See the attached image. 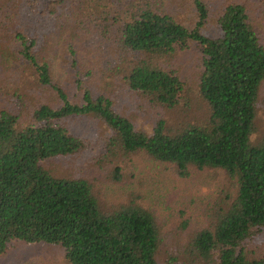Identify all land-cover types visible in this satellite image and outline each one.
I'll list each match as a JSON object with an SVG mask.
<instances>
[{
	"label": "trees",
	"instance_id": "trees-1",
	"mask_svg": "<svg viewBox=\"0 0 264 264\" xmlns=\"http://www.w3.org/2000/svg\"><path fill=\"white\" fill-rule=\"evenodd\" d=\"M215 1L0 0V81L20 86L30 77L37 103L24 127L19 112L0 106V255L21 241L59 245L68 264H160L165 238L149 209L103 202L87 180L48 167L87 150L65 124L86 117L110 134L100 161L113 165L115 181L119 162L138 154L180 180L224 173L226 186L184 250L191 264H264L249 248L264 234V132L256 127L264 45L247 4ZM189 11L191 26L182 18ZM214 16L218 35L207 36ZM192 45L201 56L195 88L167 63ZM68 70L79 97L60 78ZM97 72L105 86L114 78L164 114L136 125L108 94L84 87L83 75Z\"/></svg>",
	"mask_w": 264,
	"mask_h": 264
},
{
	"label": "rangeland",
	"instance_id": "rangeland-1",
	"mask_svg": "<svg viewBox=\"0 0 264 264\" xmlns=\"http://www.w3.org/2000/svg\"><path fill=\"white\" fill-rule=\"evenodd\" d=\"M226 0H216L217 6ZM247 4L248 15L257 29L264 45V0H236ZM215 17V16H214ZM183 20L188 26L194 18L193 12L184 15ZM216 17H210L205 26L204 34L216 36ZM168 65L178 70L181 78L195 88L196 73L199 71L200 53L195 45L189 51L179 53L169 58ZM73 71L61 73L60 78L65 81L66 91L70 96L75 93L79 97L82 92L74 89L71 84ZM84 74V73H82ZM91 78L83 75L82 80L90 91L108 94L117 112L131 118L136 125L145 128L154 124L157 117L163 115L159 107L148 105L136 95L130 93L121 85L120 81L112 78L113 85L105 86L102 75L97 72ZM23 78L21 76H18ZM35 81L24 75L23 83L18 86L15 81L5 84L0 81V106L6 105L14 112H19V126L24 127L31 121L35 101L29 99V91ZM195 95L196 89L192 90ZM22 95V97H20ZM24 98V102H22ZM191 102H194L193 98ZM194 105V104H193ZM182 111L176 110L173 115L177 119ZM68 130L75 136L83 138L88 148L81 155L56 159L48 165L50 169L66 175L83 178L96 189L101 200L106 203H120L135 200L149 209L163 232L165 242L160 257V264H191L184 250L190 242L193 233L205 225V209L211 205L219 193L226 186L225 175L216 172L212 181L205 177L204 172L192 171L190 178L178 179L172 168L149 160L145 155L125 158L119 162L121 176L119 181L113 179V165L102 164L104 144L110 134L98 121L86 117H73L66 120ZM256 127L259 135L264 132V83L259 92L258 115ZM249 248L256 255L264 256V234L257 235ZM0 264H68L65 250L59 245L45 243L27 244L12 241L5 253L0 255Z\"/></svg>",
	"mask_w": 264,
	"mask_h": 264
}]
</instances>
